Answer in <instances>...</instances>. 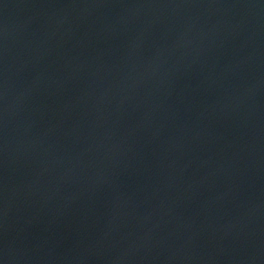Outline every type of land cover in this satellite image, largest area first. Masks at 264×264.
<instances>
[{
    "label": "water",
    "instance_id": "obj_1",
    "mask_svg": "<svg viewBox=\"0 0 264 264\" xmlns=\"http://www.w3.org/2000/svg\"><path fill=\"white\" fill-rule=\"evenodd\" d=\"M0 264H264V0H0Z\"/></svg>",
    "mask_w": 264,
    "mask_h": 264
}]
</instances>
